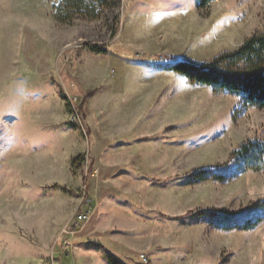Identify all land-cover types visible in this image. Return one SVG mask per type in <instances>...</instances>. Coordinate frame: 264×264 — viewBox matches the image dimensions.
Masks as SVG:
<instances>
[{"label":"rangeland","instance_id":"374dc122","mask_svg":"<svg viewBox=\"0 0 264 264\" xmlns=\"http://www.w3.org/2000/svg\"><path fill=\"white\" fill-rule=\"evenodd\" d=\"M60 1L0 0V264H264V168L233 156L264 108L167 69L264 32V0Z\"/></svg>","mask_w":264,"mask_h":264},{"label":"trees","instance_id":"16d2710c","mask_svg":"<svg viewBox=\"0 0 264 264\" xmlns=\"http://www.w3.org/2000/svg\"><path fill=\"white\" fill-rule=\"evenodd\" d=\"M211 1L197 0L198 9H207ZM116 7L115 0H61L56 7V18L62 22H70L76 15L97 19L105 10L113 12ZM167 69L185 76L191 83L240 95L247 106L264 108V32L252 34L236 49L225 51L211 61L183 60ZM235 155L244 169L264 168L262 143L247 141L233 152ZM253 224L249 222L244 228ZM108 259L111 264H121L112 257Z\"/></svg>","mask_w":264,"mask_h":264},{"label":"built area","instance_id":"2783aa9c","mask_svg":"<svg viewBox=\"0 0 264 264\" xmlns=\"http://www.w3.org/2000/svg\"><path fill=\"white\" fill-rule=\"evenodd\" d=\"M79 119L77 111H73L71 114V121L78 122ZM94 208L93 201L85 198L82 199L75 209L71 224L66 226L65 231L75 233L82 230L91 219ZM140 260L143 264H146L149 262V257L148 255L142 253L140 254Z\"/></svg>","mask_w":264,"mask_h":264},{"label":"crops","instance_id":"0c3cea01","mask_svg":"<svg viewBox=\"0 0 264 264\" xmlns=\"http://www.w3.org/2000/svg\"><path fill=\"white\" fill-rule=\"evenodd\" d=\"M193 4H194L195 7H198L197 0H193ZM37 96H38V94H37ZM27 99H29L28 92H26V97H25V100H27ZM41 99H44V95L43 94L41 95Z\"/></svg>","mask_w":264,"mask_h":264}]
</instances>
